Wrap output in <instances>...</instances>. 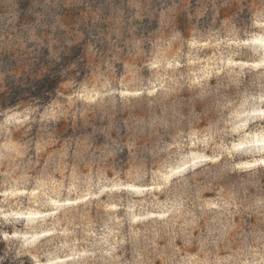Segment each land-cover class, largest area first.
Here are the masks:
<instances>
[{"label": "rangeland", "instance_id": "1", "mask_svg": "<svg viewBox=\"0 0 264 264\" xmlns=\"http://www.w3.org/2000/svg\"><path fill=\"white\" fill-rule=\"evenodd\" d=\"M260 169L264 0H0V264H264L192 236Z\"/></svg>", "mask_w": 264, "mask_h": 264}, {"label": "trees", "instance_id": "2", "mask_svg": "<svg viewBox=\"0 0 264 264\" xmlns=\"http://www.w3.org/2000/svg\"><path fill=\"white\" fill-rule=\"evenodd\" d=\"M36 88L37 93H33V95L40 96L50 92L53 85L45 80L41 81ZM21 93L20 88L15 89L10 99H15ZM222 182L223 184L235 185L241 188L243 192L237 189L240 197H235L230 202L232 206L228 207L226 212L218 214L213 224L208 223L206 218H201L198 215L194 229L190 226L189 231L193 229L192 236L195 237L199 231L206 234L210 229L223 231L224 227L228 228L226 232H228L229 236L226 240L231 245L240 240L250 246H258V243L264 242V169L240 171L237 174L228 173L223 177ZM252 184L259 185V191L256 192ZM223 232L225 233V231ZM174 235L175 239L172 245L182 248L181 237L183 233H174ZM191 243L193 246L190 251H194L195 243L192 240Z\"/></svg>", "mask_w": 264, "mask_h": 264}]
</instances>
